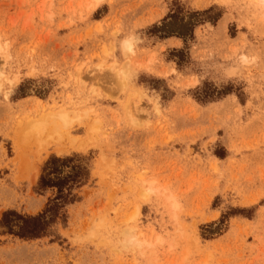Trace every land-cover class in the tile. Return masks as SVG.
Masks as SVG:
<instances>
[{
	"label": "rangeland",
	"instance_id": "374dc122",
	"mask_svg": "<svg viewBox=\"0 0 264 264\" xmlns=\"http://www.w3.org/2000/svg\"><path fill=\"white\" fill-rule=\"evenodd\" d=\"M263 1L0 0V219L44 209L50 156L89 170L0 264H264Z\"/></svg>",
	"mask_w": 264,
	"mask_h": 264
},
{
	"label": "trees",
	"instance_id": "16d2710c",
	"mask_svg": "<svg viewBox=\"0 0 264 264\" xmlns=\"http://www.w3.org/2000/svg\"><path fill=\"white\" fill-rule=\"evenodd\" d=\"M168 19L177 21L179 18L174 13L169 14L164 19L162 27L154 26L153 30L163 32L164 37L176 36L184 43L192 38L193 23H182L179 31H175L170 29L169 24L166 23ZM180 20L183 21V19ZM84 161V157L76 154L64 157L50 156L41 167L35 188L39 194L47 191L52 193L44 209L34 216L21 215L13 210L3 212L0 228L4 230V233L19 239L34 240L49 235L50 228L57 221L64 222L65 207L77 200L76 191L89 180V170L87 164L83 163Z\"/></svg>",
	"mask_w": 264,
	"mask_h": 264
},
{
	"label": "bare ground",
	"instance_id": "6f19581e",
	"mask_svg": "<svg viewBox=\"0 0 264 264\" xmlns=\"http://www.w3.org/2000/svg\"><path fill=\"white\" fill-rule=\"evenodd\" d=\"M97 1V3H99L101 0H96ZM263 4H264V1H263ZM124 48H125V51L127 52V51H133V43H131L130 41H125V43H124ZM0 75H1V73H0ZM1 80H0V87H1ZM71 117V116H70ZM62 119H64V120H66V115H62V117H61ZM44 122V121H43ZM43 122H39V124H37V125H35L33 128L35 129V130H37V132H41L42 131V129H44V123ZM47 122V121H46ZM38 123V122H37ZM57 123V122H56ZM70 126V125H69ZM48 129V128H47ZM49 131V130H48ZM42 133V132H41ZM15 139V138H14ZM16 144V143H15ZM171 205H172V208H173V211H175L177 208V206H176V203L175 202H171ZM139 215V212H137L136 213V215H135V219H136V217ZM136 231L135 230H133V229H131V230H129V232H127L126 234H127V236L125 235V237H126V239H125V246L126 247H128V248H133V247H138L139 246V244H138V240H137V238H136V233H135ZM159 240H160V238H159Z\"/></svg>",
	"mask_w": 264,
	"mask_h": 264
},
{
	"label": "crops",
	"instance_id": "0c3cea01",
	"mask_svg": "<svg viewBox=\"0 0 264 264\" xmlns=\"http://www.w3.org/2000/svg\"><path fill=\"white\" fill-rule=\"evenodd\" d=\"M168 42H174L173 44H177L178 43V40L177 39H168ZM176 46V45H175Z\"/></svg>",
	"mask_w": 264,
	"mask_h": 264
}]
</instances>
